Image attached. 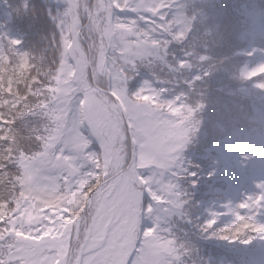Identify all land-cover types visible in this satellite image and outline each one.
<instances>
[{"label": "snow or ice", "instance_id": "snow-or-ice-1", "mask_svg": "<svg viewBox=\"0 0 264 264\" xmlns=\"http://www.w3.org/2000/svg\"><path fill=\"white\" fill-rule=\"evenodd\" d=\"M66 3L61 15L71 17L68 30L78 36L80 5L77 0ZM128 7V0L123 4L96 0L91 9L84 8L98 43L91 45L89 52L78 43L73 51L65 48L61 64L70 75L75 73V78L66 82L73 95L62 116L49 114L53 127L43 151L31 156L28 164L21 161L17 165L20 171L10 182L11 194L0 195V241L11 238V243L0 245V264H174L180 259L174 240L162 236L157 227L141 228L142 216L153 211L151 205L142 206L145 192L154 202L180 206L175 191L178 185L172 177L177 175L179 150L186 140L174 131L170 113L178 108L173 107L172 99L162 98L164 89L149 91L145 81L136 91H128V71L134 70L135 60L151 55V47L158 44L154 28L141 30L136 20L116 15ZM166 7L138 0L131 11L162 30L171 22L164 13ZM142 12L152 19L140 15ZM11 43L21 42L12 39ZM69 57L72 63H68ZM184 65V60L179 61L180 67ZM259 71L264 73V66ZM251 75L254 73L246 78ZM101 77L108 82L106 87L97 85ZM4 122L12 124L14 120L0 121ZM84 124L99 142V153L84 155L89 144L80 131ZM8 139L0 131V141ZM61 144L89 162L91 170L81 173L77 155H64L63 149L58 154L55 149ZM10 151L4 148V152ZM9 159L0 155V175H7ZM53 170L65 174L63 186L54 177L42 175V171ZM42 179L51 182L41 185ZM256 187L260 192L254 199L246 197L237 205L239 209L264 203V183ZM216 215L212 213L206 222L208 228L216 223ZM236 219L239 224L220 230L222 239L247 244L253 237L245 238L244 228L264 239V225L250 223L251 218L240 215Z\"/></svg>", "mask_w": 264, "mask_h": 264}, {"label": "trees", "instance_id": "trees-1", "mask_svg": "<svg viewBox=\"0 0 264 264\" xmlns=\"http://www.w3.org/2000/svg\"><path fill=\"white\" fill-rule=\"evenodd\" d=\"M118 2L123 4L125 0ZM144 3L153 7L156 4L167 5L164 13L171 22H166L162 30L156 28L152 23L140 20L131 11L134 6L131 4L116 13L122 19L136 20L141 30L154 28L153 36L158 40V44L150 49L151 55L135 60L134 70H130L133 75L128 80V91H136L145 85V81L149 91L164 89L162 98L172 99L173 107L178 108V111L170 113L174 130L186 143L179 150L177 175L172 177L173 183L178 185L175 191L179 193L177 202L180 206L167 202L159 206L149 196H143L142 206L147 208L151 205L153 211L146 215V224L141 228L157 227L162 236L175 241L180 259L174 264H238L247 257L226 249L254 248L264 244V239H254L251 231L245 236L253 237L247 244L241 240L234 243L230 239H222L220 230L228 225L208 228V219L196 215L197 202L213 196V188L218 184L213 182L212 169L207 166V163L215 161L212 146L225 133L233 131L236 125L251 126L249 119L254 116H251L250 106L255 100H264V87L258 86L264 84V75L259 71L261 62L239 56L250 46L244 35L247 27L242 23L243 17L248 22L252 21L241 7L246 11L255 9L260 18H264V0H144ZM60 7L59 14L49 0H0V121L14 120L12 124L0 123V131L9 138L0 141V155L10 156L7 175H0V195L3 196L11 194L10 182L20 171H17V165L21 161L28 164L31 156L43 151L29 153L20 145L45 140L53 127L49 114L62 116L73 95L72 92L64 93L62 101L63 98L66 101L53 109L54 97L63 92L60 87L63 85L61 61L66 56L65 48H69L71 43L68 17L61 15L66 6ZM140 15L152 19L147 13ZM189 38L192 40L191 48L182 47ZM12 39L21 43L13 45ZM197 45L200 46L199 54ZM17 47L22 50L17 51ZM218 50L227 54L218 56ZM181 60L185 61L184 67L179 66ZM205 61L213 62L210 70L199 69ZM244 67L254 75L246 78L242 73ZM138 75L141 77L137 87ZM197 76L201 78L195 79ZM203 79H208V85L197 90L196 85ZM42 104L46 106L42 107ZM48 109H52L51 112ZM258 110L262 111L257 115L261 119L264 108ZM80 131L89 140L84 155L99 153L100 147L93 141L86 124ZM5 147L10 148V153L4 152ZM61 149L62 144L55 151L59 154ZM63 154L77 155L81 173L91 170V164L77 153L63 149ZM42 175L54 177L56 183L63 186L65 174L59 170L42 171ZM44 181L41 180V185ZM50 182L47 179V184ZM223 240L226 242L224 245H217ZM7 243H11L7 236L0 241V245ZM208 253L213 255V260L208 261Z\"/></svg>", "mask_w": 264, "mask_h": 264}, {"label": "rangeland", "instance_id": "rangeland-1", "mask_svg": "<svg viewBox=\"0 0 264 264\" xmlns=\"http://www.w3.org/2000/svg\"><path fill=\"white\" fill-rule=\"evenodd\" d=\"M51 1L55 2L56 4H62L64 2H66V0H51ZM77 2L79 3L80 0H77ZM70 23H71V17H70ZM89 29L84 28V33L85 32L87 33ZM76 42H79L78 36H73V34H72V45L70 47V51L74 50ZM83 46H84V44H83ZM83 50H84V47H83ZM252 53L253 54H264V35L262 37H260L259 39H257V41L254 43V46L252 47ZM64 70H65L66 74H68V71L66 69H64ZM244 72H245V70H244ZM63 77L64 78L66 77V79L61 80L62 84L64 85L63 89L65 90V94H69L70 91L68 90V86H67L66 82H70L71 80H73L75 78V73L73 72L68 77L66 75H64ZM61 98L62 97H59L58 101L57 100L53 101V103H52V106H54L53 109H55L57 107L59 108V106L62 104ZM63 101L65 102L66 99L63 98ZM48 112H51V109H48ZM240 146H241V143L238 145L237 148L239 149ZM246 149H244L245 152L243 150L242 151L239 150V151H235L234 153L230 154L228 156V160L231 161L234 157H236L245 166L246 170H251V168H252V166L256 160L260 159L261 161H264V152L263 151L260 152L258 150V146H257L255 141L250 143V150L249 151H246ZM44 184H47V179H45ZM235 189H236L234 191L235 199H232V201L230 203H228L224 206H220L219 203H214V202L206 203L205 209L211 218H212V216H211L212 213L217 214L216 220H220V219L227 218V217L231 216L232 213H234L235 211L240 216H243V217L249 216L251 211H249L248 209H239L237 207V205L240 204L241 202H244L245 198L248 196H253V199H254L255 195L258 194L259 191L256 189H252L249 186L248 187H242V188L237 186ZM248 189H250V190L248 191ZM237 190H238V192H237ZM249 203H251V202H249ZM252 207H254V206H252ZM260 218H261V220H263V222H261V223L264 224V216H261ZM255 220H257V219H255Z\"/></svg>", "mask_w": 264, "mask_h": 264}, {"label": "clouds", "instance_id": "clouds-1", "mask_svg": "<svg viewBox=\"0 0 264 264\" xmlns=\"http://www.w3.org/2000/svg\"><path fill=\"white\" fill-rule=\"evenodd\" d=\"M33 15H35V10L33 11ZM57 18L59 19L61 17L58 16ZM191 45H192V40H191V38H189L184 44H182V47L190 49ZM20 50H22V49L17 47V51H20ZM222 50H218L216 52V55L221 56V55H226L227 54V53H224ZM196 51H197V54H199V52H200V46L199 45L196 46ZM92 55H94V53H90V56H92ZM191 59L194 60L195 57H191ZM212 64H213L212 61H205L204 63L199 65V69L200 70H210L212 68ZM201 74H202V71H201ZM128 75L131 77L133 75V72L132 71H128ZM98 82H99L100 85H103L105 87L107 86V83H108L107 81H105V79L103 77H101L98 80ZM208 83H209L208 79L201 80L200 83L196 85L197 90L207 86ZM262 130H264V129H262ZM39 135L43 136L44 134L43 133H39ZM44 142H45L44 139H41L39 141L33 140L31 142H25V143L21 144L20 147L23 148L26 152H29V153H32L34 151L39 152V151L44 149ZM17 171H19V169H17Z\"/></svg>", "mask_w": 264, "mask_h": 264}, {"label": "water", "instance_id": "water-1", "mask_svg": "<svg viewBox=\"0 0 264 264\" xmlns=\"http://www.w3.org/2000/svg\"><path fill=\"white\" fill-rule=\"evenodd\" d=\"M131 1H136V0H131Z\"/></svg>", "mask_w": 264, "mask_h": 264}]
</instances>
